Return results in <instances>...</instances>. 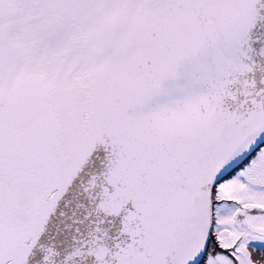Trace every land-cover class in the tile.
<instances>
[{"label": "snow or ice", "instance_id": "1", "mask_svg": "<svg viewBox=\"0 0 264 264\" xmlns=\"http://www.w3.org/2000/svg\"><path fill=\"white\" fill-rule=\"evenodd\" d=\"M0 264H264V0H0Z\"/></svg>", "mask_w": 264, "mask_h": 264}]
</instances>
